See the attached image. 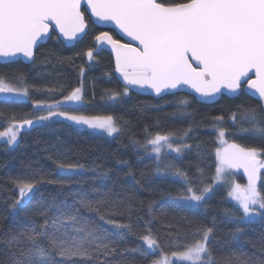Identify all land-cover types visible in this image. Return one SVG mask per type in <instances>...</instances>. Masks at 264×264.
<instances>
[{
    "label": "snow or ice",
    "instance_id": "snow-or-ice-1",
    "mask_svg": "<svg viewBox=\"0 0 264 264\" xmlns=\"http://www.w3.org/2000/svg\"><path fill=\"white\" fill-rule=\"evenodd\" d=\"M85 12L90 13L94 23L114 25L135 42L121 43L109 31H99L93 37L94 44L83 52L91 64L98 49L111 48L114 71L124 83L123 93H113L109 97L112 100L127 95L133 88L150 89L162 97L188 87L201 100H215L224 92L233 97L258 96L256 107L240 105L231 113L237 133H229L223 116L213 117L218 146L216 175L210 184L205 185L202 180L199 186L193 184V179L203 175L200 169L198 176L189 177L172 163L161 168L165 152L175 153L174 160L191 153L194 146L185 140L190 138L191 128L178 138L175 133H157L144 144L136 140L132 143L153 154L158 175L171 174L184 182V192L178 198L188 208L203 209L217 185H225L228 199L235 202L223 210L225 217L236 220L238 225L258 217L264 219V194L257 186L264 169V148L245 147L226 138L242 133L264 140V0H0V61L15 63L23 57L35 63L36 50L40 42L51 38L50 33L64 45L75 46L87 34ZM83 72L82 67L80 74ZM81 91L75 88L63 100L52 103L35 101L32 118H13L0 132V140L11 148L25 126H47L60 120L86 125L108 136L119 133L111 115L88 117L65 108V104L82 100ZM28 94L22 77L0 75V95L11 99ZM54 163L61 175L75 177L85 171L79 163L61 159ZM240 169L247 177L246 185L235 183L232 178L233 171ZM107 175L106 171H99V177ZM72 182L41 175V170H34L28 179L13 181L18 195L10 202V212L35 203L28 215L3 237L0 264H137L126 256L128 253L141 257L158 255L151 264H215L210 247L213 227H190L191 243L165 253L150 221H145L138 234L142 243L129 247L123 242L133 233V225L117 217L131 215L130 203L126 206L118 196L96 184L73 188ZM42 184L58 185L60 194H45ZM148 212L151 215L150 204ZM169 235L180 238L179 232ZM231 235L233 240L241 239V228L238 226ZM187 237L185 233L183 239ZM260 251L264 252V239ZM224 264H264V256L258 258L233 250Z\"/></svg>",
    "mask_w": 264,
    "mask_h": 264
},
{
    "label": "trees",
    "instance_id": "trees-1",
    "mask_svg": "<svg viewBox=\"0 0 264 264\" xmlns=\"http://www.w3.org/2000/svg\"><path fill=\"white\" fill-rule=\"evenodd\" d=\"M85 19L88 23L87 34L75 46L66 47L51 34L45 44L38 46L35 63L24 64L19 60L0 64V75L22 77L23 87L29 93L27 100L0 101V131L5 127L3 121L10 117L31 116L35 101L52 103L54 100H63L79 87L82 90L80 112L88 116L111 115L120 132L114 137H106L60 120L47 126L22 130L17 143L11 148L0 142V249L4 247L2 239L8 229L26 217L35 203L33 201L27 207L11 213L10 202L18 195L13 181L28 179L34 170H41V175L53 179H71L73 182L70 187L73 188H87L96 184L118 196L126 206L130 203L131 215L126 213L117 217L133 225V233L128 234L123 242L129 247L142 243L138 234L143 230L145 221H150L153 234L158 236L165 253L179 250V245L183 243H191L189 228L202 225L214 229L210 247L215 264H224L225 258L233 250L255 254L258 258L264 256V252L260 251L264 239V219L258 217L251 223L238 225L236 220L225 217L223 210L234 203L227 198V190L220 186L216 187L203 209L194 211L188 208L178 198L184 192V182L171 174L158 175L153 155L132 143L136 140L144 144L147 138L157 133H175L178 138L191 128L190 138H185L187 143L194 146L191 153L186 152L179 160L173 159L175 155L166 154L161 168L172 163L189 177L198 176L200 169L203 175L200 179H193V184L199 186L201 180L205 185L210 184L215 173L217 147L213 117L223 116V123L229 133H237L238 129L230 119L231 113L237 111L240 105L256 107L259 101L246 94L233 98L222 95L216 102L207 104L185 93L156 99L130 91L112 100L109 97L113 93H123L124 86L115 77L113 61L108 52L100 51L91 64L83 55L93 45L94 35L102 31L91 23L86 13ZM107 31L119 40L114 31ZM82 67L83 75L80 74ZM182 100H186L187 105L180 104ZM226 138L229 142L234 141L245 147L264 148V140L258 137L241 133ZM196 145L200 146L199 150ZM56 159L82 164L85 171L75 177L61 175L56 171ZM100 170L106 171L108 175L99 177ZM261 177L258 188L264 194V173ZM40 187L45 194H60L58 185L42 184ZM64 191L66 193L68 189ZM149 204L151 215L148 212ZM168 224L175 227L169 229ZM238 226L242 238L233 240L231 234ZM169 232H179L180 238L170 236ZM185 233H188L187 240L183 239ZM126 256L135 259L137 264H151L152 259L159 258L158 255L141 257L136 253Z\"/></svg>",
    "mask_w": 264,
    "mask_h": 264
},
{
    "label": "water",
    "instance_id": "water-1",
    "mask_svg": "<svg viewBox=\"0 0 264 264\" xmlns=\"http://www.w3.org/2000/svg\"><path fill=\"white\" fill-rule=\"evenodd\" d=\"M86 15L89 17L91 23L100 28L102 31H107V30H112L114 31V33L117 35V37L119 38V40L121 41V43H132L133 45H135V42L134 41H131L127 36H125L123 33H121L119 31V29H117L114 25H111V24H97V23H94V20L93 18L90 17V13L88 12H85ZM51 35V33H50ZM48 41L47 40H44L42 42H40L39 45H42V44H45L46 42ZM93 44H94V40H93ZM66 46V45H65ZM66 47H72V46H66ZM106 51L110 54L111 58H112V61H113V67L115 68V56H114V53L112 52L111 48L109 47H102L100 49H98V52L100 51ZM21 61L23 62L24 64H29L31 62H28L26 61L23 57H19L17 59V61ZM7 62H4V61H0V64H5ZM114 74H115V77L119 80V82L121 83L122 86H124V83H123V80L122 78L119 77V75L117 73H115L114 71ZM246 87V85L244 86ZM130 92L132 93H135V94H138V95H142V96H149V97H153V98H161V97H157L150 89H140V88H133V89H130ZM177 93H185V94H189V95H192L195 97V99L198 101V102H201V103H207V104H210V103H214L216 102L222 95L225 96V97H229V98H233V96H230L227 92H224L222 95H219L215 100H201L190 88L188 87H184L182 89H180ZM166 95H171V94H165L163 96H166ZM248 95L249 97L259 101V98L258 96H252V95H249V94H246ZM162 96V97H163ZM10 99L8 98H5L3 95H0V101H9Z\"/></svg>",
    "mask_w": 264,
    "mask_h": 264
},
{
    "label": "rangeland",
    "instance_id": "rangeland-1",
    "mask_svg": "<svg viewBox=\"0 0 264 264\" xmlns=\"http://www.w3.org/2000/svg\"><path fill=\"white\" fill-rule=\"evenodd\" d=\"M11 99H15V100H27V97H14V98H11ZM82 104V100L78 103H69V104H65V108H71L72 110H74V114L76 115H83V116H88V115H84L82 112H80V110L82 109V107H80ZM84 107V106H83ZM46 114V113H45ZM88 117H92V116H88ZM15 117H10L8 120H4L3 122L5 123V127L3 128V130H1L0 132L4 131L8 126H9V122ZM25 118H32V116H29V117H21V118H15L16 121H21ZM69 122V121H67ZM71 123V122H69ZM72 124V123H71ZM74 126H77V127H80V128H84L88 131H90L91 133H95V134H98V135H102V136H106V137H114L116 136L117 134H114L113 136H108L105 132H102L100 130H94V129H90L88 128L86 125H75V124H72ZM25 129H28L27 126H25V128L21 129L20 132L22 130H25ZM20 134V133H19ZM19 138V137H18ZM150 138V137H149ZM0 142L2 143H5L7 144L5 141L3 140H0ZM217 146H218V142H217ZM150 147V146H149ZM150 155H153L151 153H149ZM166 154H172V155H175V153H169V152H165L164 155ZM262 173H264V169L261 170V175ZM216 175V169H215V173H214V176ZM232 178L234 179L235 183H239L241 185H246L247 184V177L244 175V172H243V169H240L239 171H233L232 173ZM259 183V181H258ZM220 186V187H223L224 189L227 190V194H228V188L227 186L225 185H217V187ZM258 186V185H257ZM227 198H228V195H227ZM233 203H235L234 201H231ZM175 264H180V262H175Z\"/></svg>",
    "mask_w": 264,
    "mask_h": 264
}]
</instances>
